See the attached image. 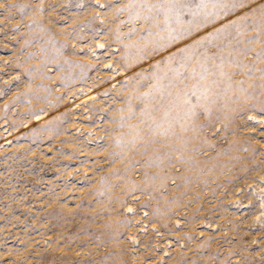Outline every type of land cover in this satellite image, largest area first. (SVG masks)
<instances>
[{"label":"rangeland","instance_id":"1","mask_svg":"<svg viewBox=\"0 0 264 264\" xmlns=\"http://www.w3.org/2000/svg\"><path fill=\"white\" fill-rule=\"evenodd\" d=\"M132 2L0 0V264H264V0Z\"/></svg>","mask_w":264,"mask_h":264},{"label":"snow or ice","instance_id":"2","mask_svg":"<svg viewBox=\"0 0 264 264\" xmlns=\"http://www.w3.org/2000/svg\"><path fill=\"white\" fill-rule=\"evenodd\" d=\"M209 4L214 6L215 11L208 9ZM232 6L235 7V4ZM6 7L7 5H5V8ZM130 7H143L148 9L149 15L144 17L145 19L155 18L152 15V10H155L157 16L165 15L166 19L163 22H158L157 26L161 29L168 30L167 35H165L163 39L174 43L195 30L194 28L170 27L173 21L180 23L183 20L184 13H188L189 16L192 17L190 23L196 24L198 27H204L210 22L209 17L214 20L219 14L220 9H228V4L225 0H156L154 4L148 3L147 0H133ZM201 14L204 18L197 22L195 18ZM148 31H151V29H148ZM199 44H201V41L197 40L196 45ZM181 51L186 52L187 48H182ZM258 55L264 58V50H261ZM189 59H191V57H189Z\"/></svg>","mask_w":264,"mask_h":264}]
</instances>
